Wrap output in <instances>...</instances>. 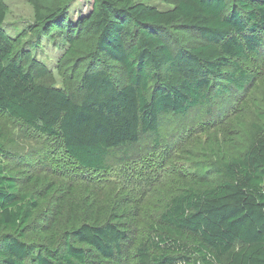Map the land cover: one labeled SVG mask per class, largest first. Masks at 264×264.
Instances as JSON below:
<instances>
[{"label": "trees", "instance_id": "trees-1", "mask_svg": "<svg viewBox=\"0 0 264 264\" xmlns=\"http://www.w3.org/2000/svg\"><path fill=\"white\" fill-rule=\"evenodd\" d=\"M27 1L32 33L38 41L59 35L63 62L75 70L64 86L45 83L49 70L24 35L3 30L0 0V114L59 139L72 161L93 172L106 169L111 150L155 133L163 114L185 115L242 90L252 76L239 60L264 52V0H163L172 4L165 10L90 0L75 21L74 0ZM253 128L243 150L223 161L225 179L199 175L162 205L158 226L135 247L138 264H264V97ZM16 137L0 122V264L119 263L128 226L117 198L105 218L91 200L89 216L68 226L56 210L49 221L60 230L47 222L39 240L29 239L39 202L7 161ZM44 186V196L59 191L56 204L70 208L68 186Z\"/></svg>", "mask_w": 264, "mask_h": 264}, {"label": "rangeland", "instance_id": "rangeland-1", "mask_svg": "<svg viewBox=\"0 0 264 264\" xmlns=\"http://www.w3.org/2000/svg\"><path fill=\"white\" fill-rule=\"evenodd\" d=\"M2 1L7 7L3 30L11 37L24 35L25 46L49 70L45 83L64 86L75 67L71 70L63 62L64 47L59 35L53 40L38 41L31 31L34 12L30 3ZM136 1L161 10L172 7L163 0ZM89 5L90 0H74L69 19L75 21L78 13L86 12ZM39 42L41 45L37 46ZM239 63L252 76L242 90L232 88L185 115L163 114L155 133L142 134L137 143L111 150L107 167L101 172L79 167L65 154L59 139L40 135L20 121L0 114L3 126L17 133L15 143L7 145L10 156L7 161L17 171L22 191L39 202L29 239L39 240L41 228L47 222L54 230H60L58 221H49L56 210L62 225L68 226L72 218L81 221L89 216L86 205L91 200L93 206L103 209L101 216L105 218L117 198L126 210L122 222L128 226L122 260L117 264H138L135 247L146 242L152 229L158 226L162 205L181 188L193 186L199 175L215 182L225 179L223 161L243 150L247 136L258 122L264 97V52L248 55ZM45 184L64 189L68 186L70 193L65 192L64 197L70 198V208L65 207L68 204H56L61 196L59 191L44 196Z\"/></svg>", "mask_w": 264, "mask_h": 264}]
</instances>
